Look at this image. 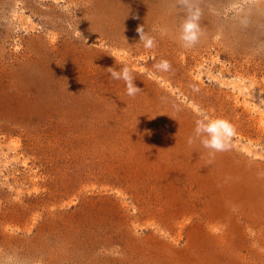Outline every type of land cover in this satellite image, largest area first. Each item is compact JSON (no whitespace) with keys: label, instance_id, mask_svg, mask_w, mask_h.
I'll list each match as a JSON object with an SVG mask.
<instances>
[{"label":"rangeland","instance_id":"374dc122","mask_svg":"<svg viewBox=\"0 0 264 264\" xmlns=\"http://www.w3.org/2000/svg\"><path fill=\"white\" fill-rule=\"evenodd\" d=\"M174 4L0 0V264H264V0H200L191 49Z\"/></svg>","mask_w":264,"mask_h":264},{"label":"clouds","instance_id":"9594fccd","mask_svg":"<svg viewBox=\"0 0 264 264\" xmlns=\"http://www.w3.org/2000/svg\"><path fill=\"white\" fill-rule=\"evenodd\" d=\"M174 7L183 14L178 40L182 47L191 49L199 43L203 35L200 25L202 16L200 0H175ZM136 31L139 34L138 43H142L145 49L151 50L156 47L155 38L145 31L144 26H139ZM80 35L82 36L81 32ZM154 67L159 72L171 70V64L168 60H160ZM107 71L113 80L124 82L126 95L129 97L134 98L141 91L135 85V76L129 67L123 66L119 70L109 67ZM235 135V126L229 120L221 117L202 118L196 120L193 134L188 137L187 143L193 145L199 142L204 149L208 150L210 157L214 158L216 153L230 150Z\"/></svg>","mask_w":264,"mask_h":264}]
</instances>
